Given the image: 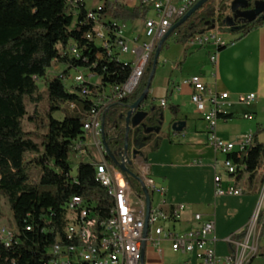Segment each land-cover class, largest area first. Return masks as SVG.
Masks as SVG:
<instances>
[{"label": "trees", "instance_id": "16d2710c", "mask_svg": "<svg viewBox=\"0 0 264 264\" xmlns=\"http://www.w3.org/2000/svg\"><path fill=\"white\" fill-rule=\"evenodd\" d=\"M215 1L210 3L215 4ZM229 1L221 0L217 16H201L198 23L178 41L188 43L203 33L208 25H218L222 32L230 31L226 25L229 16L224 15V11L230 9ZM255 1L249 0L250 4ZM67 2L0 0V223L3 218L1 198L5 197L17 230L10 246L0 239V264H51L49 250L63 236L66 208L71 199L86 200L99 220L109 217L113 204L97 180L98 163L81 158L76 175H72L69 156L75 142L86 140L84 124L93 104L80 96L78 87L69 91L64 77L69 76L71 69L91 68L101 78L102 85H122L130 78L132 68L108 57L103 49L88 42L86 35L92 30L93 22L88 19L86 4H80L75 13ZM221 10L223 12L220 13ZM104 13L126 23L145 19L147 10L142 7L128 10L119 3H107ZM263 25L264 13L254 22H245L236 33L244 36ZM71 42L78 45L85 62L61 54ZM99 53L101 57L97 58ZM153 59L154 55L138 89L111 104L104 114L105 141L119 161L118 154L124 148L126 136L125 117L121 119L120 116L125 115L145 91ZM54 64H65L68 69L62 75L49 77L48 72ZM39 80H45L48 109L44 115L35 112L29 120L36 131L42 133L41 144L29 137L22 124L28 116L26 100L33 103L44 100ZM151 89L152 86L150 92ZM70 103L76 104L78 110L72 113L66 110V104ZM142 106L148 110V117L143 122L146 127L162 128L166 109L158 106L150 94ZM176 110L173 106L167 109L174 116L178 114ZM57 112L65 114L63 120L53 117ZM161 141L160 134H145V130L138 127L129 133V150L141 151L149 147L155 151ZM105 158L114 166L107 155ZM230 158L237 163L241 161L237 154ZM263 158L264 145L258 143L243 156L251 179L258 172ZM32 169L38 171L37 178ZM129 182L134 189L135 179L129 178ZM134 190L139 195L143 194L142 189ZM259 222L263 234L262 212ZM243 237L242 233L237 241Z\"/></svg>", "mask_w": 264, "mask_h": 264}, {"label": "built area", "instance_id": "2783aa9c", "mask_svg": "<svg viewBox=\"0 0 264 264\" xmlns=\"http://www.w3.org/2000/svg\"><path fill=\"white\" fill-rule=\"evenodd\" d=\"M67 1L75 13L80 4H85V0ZM199 1L115 0L114 3H119L128 10L138 7L147 10V15L142 20V29L133 38L126 35L124 22L115 20L104 13L106 4L111 3L109 0H100L98 6L87 11L88 19L93 22L92 30L86 35L88 42L103 49L108 57L120 62H123L122 56L129 55L133 63H123L131 66L132 73L128 81L122 85H102L101 78L93 73L91 68H76L79 74L75 77V82L79 88V94L93 104L84 124L86 138L89 135L94 137L95 147L100 150L103 158L102 161L96 162L90 156L86 140L75 142L73 153L76 158H90L98 163L97 180L106 189L113 204L110 207L109 217L106 220H99L86 200L78 197L71 199L66 208V226L63 236L49 250L51 264H140L146 218L145 197L144 194H137L130 185L129 178L106 160L101 138L102 118L111 104L132 95L138 89L159 43L172 26ZM210 27L207 26L203 33L196 35L189 40V43L199 47L213 45L216 51L210 56V62L217 68L219 50L226 47L228 42L222 38L218 25H215L214 29ZM61 54L85 62L82 51L74 42L70 43L67 50L61 51ZM100 57L101 53L97 55V58ZM79 69H84L88 76ZM182 86L191 89V104L206 124L209 145L215 152L226 157L224 167L227 175L231 178L237 177L242 170H247L243 156L254 146V135L248 134L237 143L226 141L218 136L219 121L228 116L229 93L213 92L200 76L183 79L173 86V90L180 92ZM240 100L246 103L254 102L256 95L240 97ZM68 105L72 111L78 110L76 104ZM167 105V100L160 101L162 108L165 109ZM248 117L245 116V118ZM233 154H237L241 161L237 163L230 158ZM142 179L151 198L146 244L158 246L160 241L157 238H163L171 243L174 252L194 255L201 264H250L257 256L258 241L262 236L259 217L264 192L261 203L243 231V239L230 240L234 246L233 252L228 256L220 257L216 254L215 241L212 238L215 223L212 220L203 221L202 216L196 214L194 215L196 228L185 232H171L168 225L180 219L186 206L180 204L169 207L166 201L167 188L158 185L152 178L142 176ZM222 183V177L217 175L215 177L216 197L243 195L241 189L235 186L223 188ZM156 195L159 197L157 205L154 203ZM14 235L9 230L0 229V239L6 246L12 244Z\"/></svg>", "mask_w": 264, "mask_h": 264}, {"label": "crops", "instance_id": "0c3cea01", "mask_svg": "<svg viewBox=\"0 0 264 264\" xmlns=\"http://www.w3.org/2000/svg\"><path fill=\"white\" fill-rule=\"evenodd\" d=\"M140 22L141 26L134 29V33L129 31V22L125 23L129 38L142 29L143 22ZM225 32L229 36L223 39L228 45L219 50L217 68L210 62V56L216 51L213 45L199 47L189 42L183 44L181 61L172 68V74L165 78L164 96L160 99L167 100L168 105L177 108L178 114L174 116L165 112L161 133H166L167 137H161V144L155 151L145 147L143 153L146 156L134 161L141 177L152 178L158 185L167 188L166 201L169 207L180 204L186 206L180 219L168 225L169 230L185 232L196 228V214H200L203 221L212 220L215 223L212 238L216 254L220 257L233 252L234 246L230 240L237 241L261 203L260 186L248 189L246 185L254 187L264 158L253 179L247 170H242L235 178L229 177L224 167L226 157L209 145L206 124L191 104V89L182 86L181 91L177 92L173 86L185 78L200 76L213 92H228V116L219 121L218 136L237 143L244 136L253 134L254 145H264V25L244 36L228 30ZM189 47L191 49L187 50ZM158 90L159 87H156L154 92H150L152 98H156ZM250 94L256 95L254 102L240 100V97ZM246 115L249 117L245 118ZM180 121L186 123L184 131L172 133V125ZM95 141L92 135L86 138L87 146L92 142L95 147ZM143 159L145 166L141 163ZM100 161L102 158L96 160ZM217 175L223 179V188L235 186L243 191V195L216 197ZM262 201L261 212L264 215V198ZM261 237H264V233ZM157 239L160 241L158 246L147 244L144 264H201L194 255L174 252L169 241ZM250 264H264V243Z\"/></svg>", "mask_w": 264, "mask_h": 264}, {"label": "rangeland", "instance_id": "374dc122", "mask_svg": "<svg viewBox=\"0 0 264 264\" xmlns=\"http://www.w3.org/2000/svg\"><path fill=\"white\" fill-rule=\"evenodd\" d=\"M99 2H100V0H85L86 10L87 11L92 10L94 7L98 6ZM109 2L114 3L115 0H109ZM220 2H221V0H216L215 4H212L209 2L206 5H204L203 8L200 11H198L196 14H194L180 28L179 31H177L176 33L171 35L168 38V40L166 41L165 46H164V48L160 54V57L158 60V68H157L155 77H154L153 82H152L151 91L154 92L155 88L159 87L158 93H157L156 98H155L156 104H158L161 97L164 96L163 87H164L165 78L169 77L172 74V68L174 66H177L179 61H181L180 58H181V55L183 54V51H184V45L178 41L179 37H182V36L185 37V34L188 31H190V28L195 26L198 23V19L201 16L206 15L207 17H210L212 15H216L220 9ZM231 2H232V0L228 2L229 6H230ZM221 12H223V11L221 10L220 13ZM224 15L231 17L230 9L227 11H224ZM151 16H152V14H151ZM134 23L136 25H134ZM140 26H141L140 21H134V22L128 23L129 31H132L133 33L135 32L134 29L136 30ZM221 36H222V38H224V37L229 36V34L221 31ZM190 49H191V47L187 48V50H190ZM121 60L123 62L133 63L132 58L129 55L122 56ZM67 69H68V67L65 64H61V65L60 64H54L52 66V68L49 70L48 75H49V77L59 76V75H61V73L65 72ZM79 71H84L85 74L87 75V73L84 69H79ZM78 74H79L78 70H76V69L70 70L69 77L65 80V85L69 91H74L77 88V84L75 82V77ZM38 85H39L41 94L44 97V100L42 102H39V103H33L28 99L26 100L28 116L23 119L22 124H23L24 131L27 134H29V137H31L38 144H41L42 143V133L37 132L34 124L29 120V116H32L35 112H38L41 115H44L47 113L48 105H47V101L45 99L46 98V96H45V91H46L45 80H39ZM170 106L171 105L169 104L167 109ZM65 109L68 110L70 113L73 112L70 109L69 105H67V104L65 106ZM166 112H169V111H166ZM53 117L57 120H63L65 117V114L63 112H57L53 115ZM160 136L161 137H167V134L162 132V133H160ZM88 149H89L90 156L92 158H94V157L96 158V159L94 158L95 161L96 160L98 161L99 158L100 159L103 158V155L100 152V150L99 149L97 150L92 145V142L88 145ZM142 154H143V157L146 156L143 153V150H142ZM132 158H133V152H132ZM87 161L92 162V159L88 158ZM69 162L71 163L72 169H73L72 175L75 176L77 173V167L81 163V160L79 158H76L74 153H71L69 156ZM141 163L144 166L146 165V163L144 162V159L142 160ZM32 172L34 174V177L37 178L39 175L38 171L36 169H32ZM257 185L260 186V189H261L260 196H261L264 192V160H263V163L261 165V169H260L259 173L257 174L256 179L254 181V187L253 186L251 187L249 184H247L246 188L256 189ZM134 189H137V191H139L142 188H141V186L140 187L135 186ZM158 201H159V197L156 195L154 197L155 205H157ZM1 207H2L3 218H2L1 223H0L1 224L0 228H4L6 230H9L15 234L17 232L16 225H15V222L13 219V215H12L10 205H9V203L5 197L1 198ZM263 243H264V237L263 238L261 237L258 241V252H259V248H260L261 244H263ZM257 255H258V253H257Z\"/></svg>", "mask_w": 264, "mask_h": 264}, {"label": "water", "instance_id": "95a60500", "mask_svg": "<svg viewBox=\"0 0 264 264\" xmlns=\"http://www.w3.org/2000/svg\"><path fill=\"white\" fill-rule=\"evenodd\" d=\"M211 0H200L179 22H177L175 25L172 26V28L169 30L167 35L162 39V41L159 43L153 59V66L151 70V74L146 86L145 91L140 96V98L129 108V111L124 115L122 114L120 118L125 117V123H126V136H125V145L124 148L119 152L118 156L121 158L119 161L116 157V155L110 150L108 144L105 141V121H106V115L102 118V127H101V138L102 143L105 149V155L109 157V159L113 162L114 166L125 176L132 177L136 179L139 184L142 187V192L145 197L146 202V218H145V228H144V241L142 243V259L140 264H144V257H145V251H146V238L148 236L149 231V215H150V209H151V198L149 195V192L147 188L145 187L144 181L141 176H137L134 174L128 166H131L135 164V160L137 159L138 151L133 152V158L130 159L129 157V133L131 130H134L138 127H142L145 130V134H160L162 128L158 129H152L147 128L146 125L143 123L146 118L148 117V110L146 109V106H142V103L148 98L150 94V88L152 86L153 79L155 77L157 68H158V60L160 57V54L165 46L166 41L168 38L180 27H182L194 14H196L198 11H200L204 5L209 3ZM249 0H232L230 4V11L231 14H233V17H228L226 20L227 28L230 29V32H237L239 28H233L234 20H236L238 17H243L245 19V22H254L256 21L263 13H264V1L262 0H256L253 2L254 8L249 10L250 7ZM209 26V25H208ZM215 25H212L210 29H214ZM165 115L163 116V125H164ZM186 127L185 122H175L172 127L171 131L172 133H182ZM143 156V154H141Z\"/></svg>", "mask_w": 264, "mask_h": 264}, {"label": "flooded vegetation", "instance_id": "af4514ba", "mask_svg": "<svg viewBox=\"0 0 264 264\" xmlns=\"http://www.w3.org/2000/svg\"><path fill=\"white\" fill-rule=\"evenodd\" d=\"M254 8V5L251 4L250 7L248 8L249 10L253 9ZM231 17H233V14H231ZM245 23V19L243 17H238L236 20H234V23H233V28H240L244 25ZM144 149V148H143ZM142 149V150H143ZM142 150L141 151H138V155H137V158H139L142 154ZM136 150H134L133 148L131 150H129V157L130 159H132V152H134ZM128 168L134 173L136 174L137 176H140L139 173H138V170H137V165L133 164L131 166H128ZM128 178H132V177H128ZM134 179V178H133ZM134 186H141L139 184V182L135 179V182H134ZM142 188V187H141Z\"/></svg>", "mask_w": 264, "mask_h": 264}]
</instances>
